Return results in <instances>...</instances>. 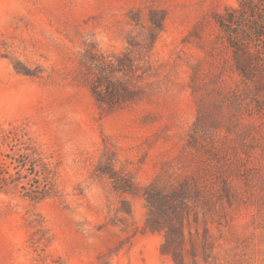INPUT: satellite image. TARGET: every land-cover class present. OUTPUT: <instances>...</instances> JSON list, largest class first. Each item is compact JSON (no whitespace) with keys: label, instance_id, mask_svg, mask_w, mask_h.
I'll list each match as a JSON object with an SVG mask.
<instances>
[{"label":"rangeland","instance_id":"rangeland-1","mask_svg":"<svg viewBox=\"0 0 264 264\" xmlns=\"http://www.w3.org/2000/svg\"><path fill=\"white\" fill-rule=\"evenodd\" d=\"M238 1L0 0V159L36 171L0 182V264H174L166 233L181 264H264V57L241 73L216 22Z\"/></svg>","mask_w":264,"mask_h":264},{"label":"trees","instance_id":"trees-1","mask_svg":"<svg viewBox=\"0 0 264 264\" xmlns=\"http://www.w3.org/2000/svg\"><path fill=\"white\" fill-rule=\"evenodd\" d=\"M216 22L228 46L232 48L233 59L237 62V69L241 73L248 74L252 68L257 69L262 66L258 60L261 56L264 57V0H239L237 6L228 8L218 16ZM27 167L32 166L26 165V161L18 162L14 167V164L0 159V182L10 179L15 182L22 179H15V173L11 169L15 171L22 168L26 173L35 175L34 167L32 169ZM176 195L178 194L175 193L173 199ZM171 203L168 201V204ZM168 240L170 236L166 233L161 252L164 255H171L174 264H181L178 261L179 254L169 252L166 245Z\"/></svg>","mask_w":264,"mask_h":264}]
</instances>
